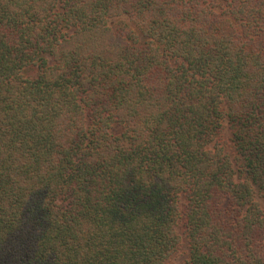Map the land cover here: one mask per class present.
I'll return each mask as SVG.
<instances>
[{"label":"trees","instance_id":"trees-1","mask_svg":"<svg viewBox=\"0 0 264 264\" xmlns=\"http://www.w3.org/2000/svg\"><path fill=\"white\" fill-rule=\"evenodd\" d=\"M259 195L264 0H0V264H264Z\"/></svg>","mask_w":264,"mask_h":264},{"label":"rangeland","instance_id":"rangeland-1","mask_svg":"<svg viewBox=\"0 0 264 264\" xmlns=\"http://www.w3.org/2000/svg\"><path fill=\"white\" fill-rule=\"evenodd\" d=\"M126 21L128 22L129 19H127L126 17H116L114 19H112V22H116V21ZM259 201L261 202V204L264 207V196L259 195L258 196ZM179 231L181 232V228H179ZM187 246L184 245L181 250H179V252H177L176 254H174L165 264H181L182 261L185 260V258L187 257Z\"/></svg>","mask_w":264,"mask_h":264}]
</instances>
